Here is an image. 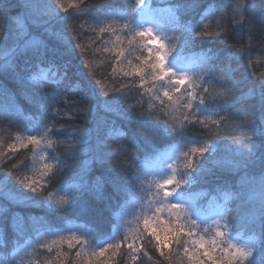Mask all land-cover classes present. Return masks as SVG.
<instances>
[{"label": "snow or ice", "instance_id": "snow-or-ice-1", "mask_svg": "<svg viewBox=\"0 0 264 264\" xmlns=\"http://www.w3.org/2000/svg\"><path fill=\"white\" fill-rule=\"evenodd\" d=\"M79 3L83 4L84 0ZM165 4L160 6L158 0H134L122 24L113 19L98 29H91L97 32L98 38L105 33L115 38L106 41L112 46L103 50L115 52L121 64L124 63L121 58L127 60L128 69H121L123 76L139 77L141 95L149 97L148 110H130L131 114L125 118L138 123L139 127L131 130V137L138 145L150 146L151 152L146 154V159L154 156L155 160L146 170V166L133 157L131 163L135 165V173L132 176L123 165L116 163L88 183L83 176L93 165L103 168L113 154L126 156L128 150L117 144L112 151L104 152L98 146L89 163L77 161L81 155L80 146L87 143L83 133L71 141L55 138L74 136V133H64L55 127L54 117L59 109H52V118L48 114L51 107L48 102H58L56 90L67 78V65L57 61L70 56L75 48L83 52L79 43L72 45L66 29L55 27L69 19L61 17L57 9L67 13L68 8L63 0H0V81L11 80L20 88H31L33 94H25V99L41 106L43 119L47 121L42 134L16 138L20 148L33 146L34 162L39 150V168L34 163L32 175H20L16 171L18 165L13 164L8 175L20 187L11 186L6 177L0 185V197L24 208L66 212L81 203L86 193L97 202L111 200L108 192L111 187L114 193L123 194L125 198L134 195L140 202L136 227L131 232L132 242L127 243L129 237H124L133 261L139 258L142 250L143 255L148 256L143 245L137 246V241L145 239L147 234L166 264H174V257L175 264H264V71L251 73L252 77L259 78L257 84L248 77H236L233 67L234 62L238 66L245 58L251 68L264 67V60L252 59L249 46L256 22L264 23V0H231L228 5L220 0L207 5L212 9L210 13L204 11L206 0H165ZM14 7L21 11L11 14ZM85 7L89 11L91 7L98 11L100 8L99 5ZM230 32L241 38L231 51L201 50L195 72L190 73L181 66L183 54L200 43L198 37H226ZM245 36L248 43L243 42ZM137 51H146L147 55H136L138 62L133 63L126 53L131 55ZM260 55H264V51ZM125 87L121 84L113 91L124 95ZM83 90H87V85ZM93 96L95 104L79 107L77 112L94 114L100 108L114 110L112 104L118 98L108 91L103 92L106 99H100L96 93ZM0 97L14 99L3 82H0ZM82 99L89 97L85 95ZM65 102L68 103L66 97ZM162 126L168 138H179L171 149L176 154L174 158L168 152L161 153L153 142L152 135L159 133ZM195 126L203 130L201 137L186 135ZM128 134L127 130L116 128L109 131L114 142L125 139ZM221 136L233 137L231 144L223 145V154ZM62 143L67 145L63 154L57 151ZM9 148L15 154L16 145H9ZM3 155L0 153V157ZM67 158L74 161V171L78 169L82 183L68 186L61 179L60 186L49 191L52 178L63 171ZM210 176L220 182L215 195H206H211L213 204L217 200L222 203L216 204L213 216H205L196 200L199 194L193 189L207 183ZM234 177L239 179L233 180ZM24 189L33 195H28ZM231 205H235L236 215H232ZM3 211L0 228H6L11 222L18 238L31 232L53 237L38 245L48 253L55 250V257L46 264H65L69 253L62 250L64 244L69 249L79 245L73 264H106L99 261L106 252L111 249L112 255L120 253V242L105 241L89 252L90 240L83 234L77 235L78 229L70 230L65 236L44 217L10 209ZM97 215L102 212L97 211ZM246 231H251L252 235L244 239Z\"/></svg>", "mask_w": 264, "mask_h": 264}, {"label": "trees", "instance_id": "trees-1", "mask_svg": "<svg viewBox=\"0 0 264 264\" xmlns=\"http://www.w3.org/2000/svg\"><path fill=\"white\" fill-rule=\"evenodd\" d=\"M63 2L64 6L68 8V12L65 13L63 9L59 8L57 11L61 17H69V19L63 25L57 23L55 27L59 29L62 26L66 29V36L71 39L72 45L75 46L79 43L83 48V52L81 48H75L70 56H65L62 60L57 61L67 65V78L56 90L58 102H48L51 105L48 114L52 118V109H59V113L54 117L56 121L55 127L61 129L64 133H74V136L62 135L55 138L62 141H71L79 138L81 133H83L87 143L80 146L81 155L77 157V161H88L89 163H91L92 154L98 146L104 152L112 151L117 144L123 145L128 150L126 156L117 157L113 154L107 159L103 168L99 165H93L90 171L83 176V179L88 183L95 181L101 171L112 168L116 163L123 165L127 169L128 175L132 176L135 173V165L131 163L133 157H137L138 163L145 165L146 170H148L155 160L154 156L146 159V154L151 152V147L143 143L138 145L132 139L131 130L139 127V125L134 120L126 119L125 116L131 114L130 110H135L136 112L148 110L150 107L149 97L141 95L143 89L139 86V77L123 76L121 69H128L127 60L121 58L124 60V63L121 64L120 61L116 60L115 52H105L103 50L105 47L110 48L112 46L111 42H105L114 41L115 38L108 33L102 34L98 38L97 32L91 30L92 28L98 29V27L113 19L118 20L122 24L131 11L130 5L134 0H84L83 4L79 3V0H63ZM216 2H220V0H206L204 11L210 13L212 9L208 8L207 5ZM222 2L228 5L231 0H222ZM158 4L166 6L165 0H158ZM85 5H99L100 8L98 11L95 7H91L89 11ZM20 11V8L14 7L11 9V14L15 15ZM81 24L84 25L83 28L80 27ZM72 29L76 31L74 32ZM168 35H172V33H168ZM197 39L200 41L198 46L192 51L185 52L180 61L181 66L187 68L190 73L197 71L198 53L201 50L214 48L224 49L225 52H228L232 50V46L237 45L241 38L230 32L226 37H198ZM243 42L248 43L246 36L243 38ZM249 46L253 54V60H264V55H260L264 51V23L256 22L255 31ZM141 54L147 55L146 51H137L131 55L126 53V57L132 59L133 63H137L135 56ZM233 67L236 68L234 73L236 77H248L251 80H255L257 84L259 83V78L252 77L251 73L253 71H264V67L258 69L249 67L247 58L241 60L238 66L234 62ZM113 68L116 69L115 73H113ZM0 82L6 84L14 97V99L0 97V153L4 154L0 157V185L4 184L7 177L11 182V186L20 187L16 180L8 175L9 169H11L13 164H17V174L32 175L33 164L35 163V166L39 168L40 152L39 150L37 151L34 162L31 151L33 146L29 145L27 149L20 148L19 141L16 138L17 136L26 137L29 134H42L44 123L47 121L43 119L44 109L36 103H31L25 99V94H33L31 88H20L11 80ZM121 84L127 86L123 89L124 95L113 91L114 88H119ZM84 85H87L86 91L83 90ZM186 86L187 84L184 87ZM104 91H108L111 96L118 98L113 101V111H105L100 108L94 114L77 112L79 107L95 104L93 93L99 94L100 99H106L103 96ZM181 91H183V87ZM85 95L89 97L88 100L82 99ZM65 97L68 103L65 102ZM155 103L159 107L158 102ZM221 114L223 115V113ZM156 123H160V121ZM97 125H99L98 128ZM113 128L121 131L127 130L129 134L125 139L114 142L109 137V131ZM162 128L163 126L159 133L152 135L153 142L161 153L168 152L174 158L176 154L172 153L171 149L179 138H168ZM202 132L203 130L199 126H195L190 128L186 135L201 137ZM112 134L115 135L116 133L113 132ZM232 139V136L219 137L222 146L221 154H223V145L231 144ZM12 144L16 145L15 154L9 148V145ZM66 148L67 145L62 143L58 145L57 151L63 154ZM64 158L62 155V159ZM75 167L74 161L71 158H67L63 171L52 178L48 190L55 191L60 186L59 182L61 179L68 186H79L82 183L81 174L78 169L74 171ZM238 179L239 177L233 178V180ZM219 182L217 178L210 176L207 183L198 185L193 189L195 193L199 194L196 200L205 216H213L217 210L216 204L222 203V201L217 200L216 204H213L211 195H206L209 193L215 195V189ZM133 183L137 182L133 181ZM23 191L28 195H33L27 192L26 189ZM108 192L111 200L105 202H97L90 193H86L81 203L66 212H50L48 209L41 207L24 208L0 197V215H4V209H10L22 214L44 217L54 229L65 236L70 234V230L78 229L77 235L83 234L90 240L89 252L94 248H98L105 241L113 244L120 242V253L112 255L113 250L110 249L99 258L100 262H106V264H166L160 253L153 247L154 241H152L151 236H147V234L145 239L137 241V246L143 245V248L148 252V256H144L142 250L136 261L130 258L127 243L132 242L131 232L136 227V217L140 211V202L134 195H129L125 198L123 194L114 193L111 187L108 188ZM37 199L42 200L43 197L37 196ZM231 206L233 208L232 215H236L235 205ZM97 211L102 212V215H97ZM208 223L211 224V220ZM251 235V231H246L243 238L247 239ZM125 236L129 237L127 243L124 242ZM52 238L51 236L41 237L40 233L37 232H31L24 237L18 238L11 222H9L6 228H0V264H46L47 260L55 257V250L52 253H48L46 249H42L38 245L44 242L45 239L50 240ZM171 247H175V245H171ZM62 250L69 253L65 264H73L79 245L69 249L67 244H64ZM164 250L165 252L168 251L167 248ZM253 252L255 255V248ZM175 260L176 258L174 257V264Z\"/></svg>", "mask_w": 264, "mask_h": 264}]
</instances>
